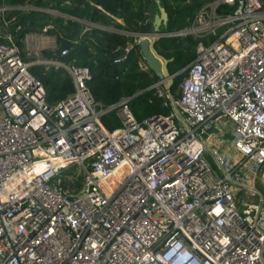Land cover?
I'll list each match as a JSON object with an SVG mask.
<instances>
[{
	"label": "built area",
	"instance_id": "built-area-1",
	"mask_svg": "<svg viewBox=\"0 0 264 264\" xmlns=\"http://www.w3.org/2000/svg\"><path fill=\"white\" fill-rule=\"evenodd\" d=\"M188 22L169 36L200 39L196 58L178 96L168 79L147 89L171 112L142 122L134 97L103 106L90 69L45 57L39 34L23 57L0 33V264H264V0H216ZM35 66L66 70L74 92L50 105Z\"/></svg>",
	"mask_w": 264,
	"mask_h": 264
},
{
	"label": "trees",
	"instance_id": "trees-1",
	"mask_svg": "<svg viewBox=\"0 0 264 264\" xmlns=\"http://www.w3.org/2000/svg\"><path fill=\"white\" fill-rule=\"evenodd\" d=\"M157 0H0V8H12L5 12V20L10 22L9 34L21 50L26 35L45 34L55 38V52L45 50L44 56L66 64L88 67L91 80L88 87L95 99L103 106L117 104L123 98L134 97L130 103L136 119L143 120L171 112L164 99L149 87L159 81L151 71H143L139 62L143 59L140 45L136 44V34H147L153 30L154 10ZM165 8L169 21L162 27L165 33H175L189 26L188 20L207 4L216 0H158ZM32 6L39 9L57 11L63 15L101 25L107 29L89 27L81 22L39 10L19 9ZM17 8V9H16ZM231 12L232 9H227ZM117 20H121L118 23ZM20 28V29H19ZM132 34V35H128ZM0 41H4L0 38ZM201 40L187 37H162L154 44L157 54L167 61L169 74L185 70L196 58V48ZM133 46L125 61L117 63L123 52L119 48ZM68 50L66 57L61 52ZM32 73L42 81L50 105H55L74 92L70 74L62 68L35 66ZM185 75L174 79L171 91L178 96V87ZM141 93L139 96H137ZM107 129L116 132L121 123L116 113L103 118Z\"/></svg>",
	"mask_w": 264,
	"mask_h": 264
},
{
	"label": "water",
	"instance_id": "water-1",
	"mask_svg": "<svg viewBox=\"0 0 264 264\" xmlns=\"http://www.w3.org/2000/svg\"><path fill=\"white\" fill-rule=\"evenodd\" d=\"M156 3L158 6V13L154 17L153 30L147 34H136L133 36L142 38L140 47H141V52L143 54L145 62L147 63L149 69L158 77L160 81L166 80V79L169 80L167 91L171 93V88L174 83V79L177 76L181 75V72L176 73L174 75L169 74L168 69H167V61L161 58L157 54L154 48V44L158 38L170 37L169 35L171 34V33H165L162 30V27L167 25L169 21V17H168V14L165 8H163L160 5V2L157 0ZM0 33L3 36H8L9 34L8 30L3 26H0ZM128 35H132V34H128ZM140 94L141 93H139L137 96H139Z\"/></svg>",
	"mask_w": 264,
	"mask_h": 264
},
{
	"label": "rangeland",
	"instance_id": "rangeland-1",
	"mask_svg": "<svg viewBox=\"0 0 264 264\" xmlns=\"http://www.w3.org/2000/svg\"><path fill=\"white\" fill-rule=\"evenodd\" d=\"M156 14H157V8H155V10H154V17H155ZM38 36H39V42L41 44L38 43L37 45H38V47L42 48L41 50H44V51L45 50H50V51L52 50L53 51V50H56L57 49V45H56V42H55L56 41L55 38L49 37V36L44 35V34H39ZM49 41H53V42L52 43H49ZM26 48H27V46H26ZM26 48H25V50H26ZM21 53H22V56L24 57L25 56V53L23 52V50L21 51ZM42 67H45V66H42ZM223 131H226V129H223ZM219 134H221V129L215 128L214 129V135H213V138L211 139V141L215 142L216 141L215 140V137L217 135H219ZM227 135H228L227 138L229 139L230 138L229 137L230 133L227 134ZM207 160L213 166H215L214 158H213V156L210 153L207 154ZM77 169H80V168H77ZM77 169H74V171L75 172H78ZM73 174H74V172H71L69 175H73ZM257 186H258L259 191L264 193V167L262 168V170L260 172Z\"/></svg>",
	"mask_w": 264,
	"mask_h": 264
},
{
	"label": "crops",
	"instance_id": "crops-1",
	"mask_svg": "<svg viewBox=\"0 0 264 264\" xmlns=\"http://www.w3.org/2000/svg\"><path fill=\"white\" fill-rule=\"evenodd\" d=\"M19 9H23V10H39V11H45V12H48V13H51V14H54V15H61V16H67L68 19H72V20H75V21H78V22H81L89 27H95V28H100V29H107L101 25H96V24H92V23H89L87 21H83V20H79V19H76V18H73V17H70L68 15H63L57 11H52V10H46V9H39V8H35V7H32V6H26V7H22V8H19ZM66 17V18H67ZM118 23H121L122 24V21L121 20H117ZM56 42V41H55Z\"/></svg>",
	"mask_w": 264,
	"mask_h": 264
},
{
	"label": "bare ground",
	"instance_id": "bare-ground-1",
	"mask_svg": "<svg viewBox=\"0 0 264 264\" xmlns=\"http://www.w3.org/2000/svg\"><path fill=\"white\" fill-rule=\"evenodd\" d=\"M129 173V167L123 166L122 169L117 173V175L112 179V183L116 184L121 179H123Z\"/></svg>",
	"mask_w": 264,
	"mask_h": 264
}]
</instances>
